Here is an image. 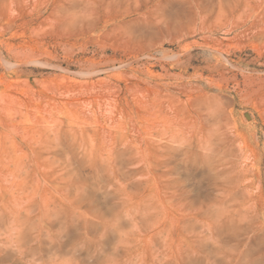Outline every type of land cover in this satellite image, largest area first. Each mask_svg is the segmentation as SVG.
I'll use <instances>...</instances> for the list:
<instances>
[{
  "label": "rangeland",
  "instance_id": "374dc122",
  "mask_svg": "<svg viewBox=\"0 0 264 264\" xmlns=\"http://www.w3.org/2000/svg\"><path fill=\"white\" fill-rule=\"evenodd\" d=\"M0 264H264V0H0Z\"/></svg>",
  "mask_w": 264,
  "mask_h": 264
}]
</instances>
